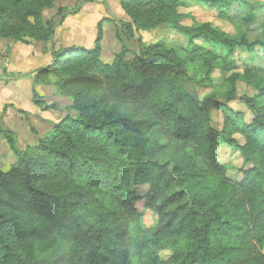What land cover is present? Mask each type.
Masks as SVG:
<instances>
[{
	"label": "trees",
	"instance_id": "1",
	"mask_svg": "<svg viewBox=\"0 0 264 264\" xmlns=\"http://www.w3.org/2000/svg\"><path fill=\"white\" fill-rule=\"evenodd\" d=\"M55 1L0 0V38L52 42L57 24L42 13ZM119 2L127 37L166 24L190 48L139 40L132 63L124 50L105 63L99 34L91 49L51 50L33 87L54 86L78 116L25 150L11 131L0 132L15 157L0 171V264H264V104L242 99L253 114L245 124L214 93L199 100L188 90L204 86L214 69L235 70L234 48L255 43L208 24L182 26V0ZM256 44L264 50V39ZM253 77L247 69L229 76L226 101L236 98L235 82ZM212 110L222 115L220 131ZM220 147L244 158L241 181L217 162ZM140 203L155 213L156 227H142ZM165 250L172 255L162 262Z\"/></svg>",
	"mask_w": 264,
	"mask_h": 264
},
{
	"label": "rangeland",
	"instance_id": "2",
	"mask_svg": "<svg viewBox=\"0 0 264 264\" xmlns=\"http://www.w3.org/2000/svg\"><path fill=\"white\" fill-rule=\"evenodd\" d=\"M223 7L217 9L211 7L206 0H182L184 5L178 6L177 11L184 18L180 24L182 26L196 28L201 24H208L212 28H217L225 33L230 39L239 41L245 38L248 44L255 43L251 51L245 47H235L232 60L236 64V69L226 74H221L218 69H214L210 74L209 80L200 88L190 89V92L196 93L201 100L205 95L214 93L219 102H227V106L243 115V122L249 124L253 119V114L248 110L243 98H254L258 103L264 104V50L256 44L264 39V0H221ZM243 1L246 5H243ZM250 6V7H248ZM45 21H54L57 24L52 42L43 43L49 52L51 50L61 52L72 49H91L97 36L101 35V59L105 63H111L116 55L122 50L125 51V62L130 64L139 52L138 41L145 44L161 43L166 47L175 50L190 48L186 36L181 35L176 30L163 24L155 29H133V38L123 34L122 24L129 23V18L121 9L119 0H92L89 3L79 0H56L53 8L46 9L42 13ZM63 20V21H61ZM34 41L23 40L15 43L10 39L0 38V99L7 100L11 98L12 89L4 88L10 81L17 78L35 76L39 70L32 71L30 65L28 71L24 74L10 73L8 71L7 55L11 50L10 44H19L28 46ZM200 45L198 41H194ZM45 68V67H44ZM192 67L188 66V73L192 75ZM43 69V68H42ZM253 73V78H247L244 81H237L234 84L236 98L226 101V79L233 74H244L245 70ZM202 74L198 75V79ZM14 86V85H12ZM52 87V92L56 88ZM17 87L13 89L16 90ZM10 90V93H9ZM27 90V89H26ZM47 94L48 107L46 101L37 93L26 91V107H30V98L36 105L49 110L46 114V121L39 122L32 118L27 119L25 128L20 131L18 136L14 135L15 146L19 150H25L27 147L36 145L37 141L51 133L55 124L64 118H76L77 112L72 109V100L62 97V101L57 105L50 104L52 94ZM54 95V94H53ZM43 97V98H44ZM70 106L68 107V105ZM56 107V108H55ZM59 109V111L57 110ZM54 118H57L54 121ZM212 128L220 131L222 128V115L219 111L211 112ZM239 145L243 144V138L235 136ZM216 160L226 168L228 178L233 181H241L243 172L248 169L244 158L238 149L220 147L217 149ZM9 167H4L1 171H8ZM137 210L142 214L141 225L144 229L154 228L157 225V216L154 212L143 208L142 203L136 204ZM264 257V249H259ZM172 253L169 250L161 251L158 256L164 262L170 259Z\"/></svg>",
	"mask_w": 264,
	"mask_h": 264
},
{
	"label": "crops",
	"instance_id": "3",
	"mask_svg": "<svg viewBox=\"0 0 264 264\" xmlns=\"http://www.w3.org/2000/svg\"><path fill=\"white\" fill-rule=\"evenodd\" d=\"M11 50L7 55L8 58V71L10 73L24 74L28 71V67L31 65L32 71L42 69L52 62L51 52L46 49L44 44L33 42L28 46H22L19 44H10ZM33 76L17 78L16 80L10 81L4 88H11V98L7 100L0 99V132L2 130L11 131L15 136L20 134V131L25 128L27 124V119L32 118L40 123L46 121V114L49 110L44 109L35 104V102L30 98V107H26L24 104L27 101L25 97L26 91L29 95L34 91L37 93L43 101H46V107H48V98L44 97L49 92L53 96L50 101L53 103H60L62 97H60L56 92H52V87L37 85L33 87ZM14 85V86H12ZM17 87L16 90L13 89ZM51 88V89H50ZM27 89V90H26ZM10 93V90H9ZM54 94V95H53ZM44 97V98H43ZM52 101L50 104H53ZM57 108H58V104ZM70 104L68 105V107ZM56 108V107H55ZM59 111V109H57ZM57 118H54L56 121ZM15 157L10 149L9 144L0 135V171L3 168L9 167L14 164ZM8 169V170H9ZM5 172V171H4Z\"/></svg>",
	"mask_w": 264,
	"mask_h": 264
}]
</instances>
